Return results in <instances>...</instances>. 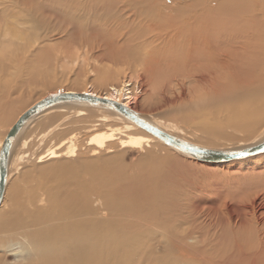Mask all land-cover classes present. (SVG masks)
I'll return each mask as SVG.
<instances>
[{
  "label": "bare ground",
  "instance_id": "obj_1",
  "mask_svg": "<svg viewBox=\"0 0 264 264\" xmlns=\"http://www.w3.org/2000/svg\"><path fill=\"white\" fill-rule=\"evenodd\" d=\"M126 1L124 6L127 9L138 8L136 0ZM181 1L184 0H144V5H149L150 10L144 15L135 13L139 21L141 16H144L141 21L147 25L165 26L162 43L154 44L145 39L143 43L142 40L137 41L132 34L135 31L131 32L132 27H128L130 23L125 24L129 28L127 34H123L120 40L112 41V44L121 46L119 50L121 53L117 55L130 60L131 70L128 72L126 68L117 66L109 72L99 73L96 70L97 60L94 59L92 62L94 66H91L86 63L84 56L75 53L78 63L90 66L89 76L95 77L98 85L103 88L98 92L90 85L79 93L77 91L65 93L105 98L132 109L131 104L142 92L139 87L141 84L139 70H134V74L130 73L138 67L150 84V96L158 94L159 89L169 93L172 89L175 93L178 92L179 97L173 101V104L177 103L173 112L193 120L196 127L205 133L206 136L203 138L208 144L212 140H234L235 134H243L250 138L257 130L263 131V135L264 64L260 55L264 48L262 41L264 19L254 18V15L259 14V9L257 12L251 6L240 9L241 4H237L235 11L233 10L235 5L211 10L203 4L204 0L201 2L193 0L191 3L185 1L184 4ZM17 4L18 2L14 3V6ZM99 5L102 7V2ZM259 8L260 14L257 16L263 17L264 4ZM101 10L103 11L99 8L94 14L100 16ZM241 11L243 15L249 13L246 21L240 20ZM17 25L0 24V39L10 42L13 38L18 39L21 30ZM242 32L259 36L253 44L250 42L248 45L249 42H244L246 47L253 50L249 54L253 59L246 57L245 54H238V47L236 48L232 42L231 34ZM108 50V47L105 48L106 54ZM102 54L104 52L100 55ZM220 80H227L226 84H221ZM31 106L22 111L0 138V149L11 127ZM63 106H68L67 108L74 112L73 119L83 114L78 111L79 108L96 111L102 109L107 111L108 116L123 123L125 131L122 133L115 129L109 133L93 134L87 139L86 144L92 146V155H100L102 151L109 153L117 134H123L125 139L118 138L120 150L131 149L146 153L148 149L154 147V143L165 150L173 151L170 157L156 156L157 163H175L180 167L182 163L176 161L178 159L176 157H182L185 159L183 163L189 162L204 168H228L235 173L225 174L223 178L221 176L220 182H216L219 190L218 199L215 198L217 201L213 199L204 203L199 196H205L208 189L202 185L188 192V208L184 212L172 214L163 212L154 216L147 214L151 211L145 213L139 211L138 206L128 207L126 203L118 208H109L111 194H107L99 184L94 189L92 183L87 185L86 181L80 182V179L67 178L68 181H65L64 178L53 187L45 186L42 189L43 193H40L36 186L29 187V182H26L32 177L30 172L33 166L25 169L28 155L26 152L20 153L19 148L28 149L32 140L26 137V131L31 124L35 123L38 126L42 118L48 119L50 123L61 120L50 127L48 133L56 131L62 123L60 113L66 109ZM142 115L147 122L192 145L224 150L209 147L206 143L199 145L186 140L178 128L161 123L158 117ZM4 119L6 117L2 121ZM105 119L100 118L101 121ZM127 131L136 135L126 134ZM262 140L253 142L257 144ZM64 144L63 141L55 147L48 148L33 160L36 164L58 160L61 163L57 167H69L70 162L67 159L76 155L77 145L70 142L66 151H58ZM259 158L264 162V153L229 162H202L162 143L111 110L82 102L62 103L49 107L28 120L12 141L7 163V182L0 204V264H264V165L256 164L255 160L258 161ZM101 161V158L95 160L96 163ZM251 163L252 172H256L250 177L244 176L242 181V177H239L240 174L237 175L236 171L238 169L245 171L242 168ZM23 166L25 189L17 188L11 191L13 195L8 200L11 172L21 170ZM88 167H92L91 162L85 166V170ZM91 170L97 173L95 169ZM197 175L195 173V176ZM91 181L93 182L92 179ZM192 198L203 205L195 206L196 200ZM132 200L150 210H154L155 207L162 209V205L156 203L157 199L154 197H135ZM9 256L14 258L13 263L8 262Z\"/></svg>",
  "mask_w": 264,
  "mask_h": 264
},
{
  "label": "rangeland",
  "instance_id": "obj_2",
  "mask_svg": "<svg viewBox=\"0 0 264 264\" xmlns=\"http://www.w3.org/2000/svg\"><path fill=\"white\" fill-rule=\"evenodd\" d=\"M185 1L186 3L193 2V0H184L181 3L184 4ZM199 1L201 2V0ZM16 2L18 4L14 6ZM98 2H102L103 8L100 7ZM126 2V0H75L73 2L65 0H0V24H18L17 26L21 30L18 39L13 38L12 42L0 39V138L4 136L11 123L22 111L50 94L66 91H77L79 93L90 85L98 92L102 91L103 87L98 85L96 78L90 77L88 74V67L90 66H86L85 63L79 64L75 53L84 56L86 63L91 66H94L92 65L93 60H97L96 70L99 73L109 72L117 66L126 68V72H128L131 70L129 68L131 66L130 60L122 55H117L121 53L119 51L121 46L112 44V41L120 40L123 34H127V29L132 27L130 30L131 32L135 31L132 34L137 38V41L142 40L143 43L145 39L152 41L154 44L163 42L162 40L165 37H163L164 25L158 24L159 27L153 24L147 25L144 21H141L144 16H141L139 21V18L135 15L136 12L144 15L150 10V6L144 5V0H136L138 8L127 9L124 6ZM203 4H206L211 10L235 5L234 11L237 4H241L240 9H246L251 6L254 11L259 9L260 14L259 7H262L264 0H204ZM242 5L244 6L243 8ZM143 6L147 7L144 8ZM99 8L103 9V11L101 10L103 13L101 12L100 16L94 14ZM132 14L135 16L133 17ZM231 14L233 15V12ZM259 14L254 15V18L256 20L264 19V16H257ZM239 16L241 21H246L249 13L243 15L241 11ZM235 20H237L236 15ZM125 24L129 25V28ZM262 26L264 27V22ZM262 31L264 33V29ZM150 36L152 37L150 38ZM256 37L259 38V36H254L253 33L231 34L234 46L238 47V54H245L246 57H249L253 50L246 47L244 42H249L248 45L251 44L250 42L253 44L257 40ZM262 41L264 42V40ZM98 46H100V49ZM107 47L109 50L106 54L104 50ZM102 52L104 54L100 55ZM262 55H260V58H262L261 61L264 64V48ZM249 58L253 59V56ZM75 59L76 61L74 62ZM117 60L120 61L118 62ZM244 69L246 70V67ZM134 70H139L138 76L139 80H141L139 87L142 92L137 95L131 104L132 110L158 117L157 119L161 120V123L178 128L186 140L199 145L206 143L209 147L231 150L248 147L264 139L263 131L257 130L250 135V138H246L243 134L232 133L235 134L234 140H212L208 144L203 138L206 136L205 133L196 127L193 120L191 121L189 118L179 116V114L173 112V108L177 104H173V101L177 98L178 92L175 93L172 89L171 93H169V91L166 92L159 89L157 90L158 94L150 96V84L144 77L143 71L137 67L130 73L134 74ZM160 76L162 75L160 74ZM220 81L221 84H226L224 80ZM228 82L230 83L229 80ZM174 94H176V97H174ZM63 107H66V109H64L62 114L60 113L62 123H60L61 126L56 131L48 133L50 127L61 120L57 118L56 122L50 123L48 119L42 118L38 126L35 123L31 124L28 128L29 130L26 131V137L32 140L28 149L19 148L20 153L26 152L28 155L25 169L29 168L30 165L33 166L30 172L32 177L28 178L26 182H29V187L34 185L33 187L35 188L36 186L40 193H43L42 189L45 186L53 187V185H57L64 178L65 181H68L67 178L80 179V182L86 181L87 185L92 183L94 189H96L97 184L101 187L103 186L107 194H111L108 203L109 208H118L126 203L128 207L138 206L139 211L145 213L146 211H151V213L147 214L154 216L163 212H168V214L184 212L188 208V192L202 185H205L206 189H208L205 196L198 195L204 203L213 199L217 201L219 190H217L216 182H220L221 176L223 178L225 174L235 173L228 168H204L203 166L189 164V162L183 163L185 159L182 157H176L178 158L177 160L170 159L181 162L182 166L180 167L175 163H157L158 160H155L156 156L170 157V153H173V151L165 150L162 146L154 143V147L148 149V151L151 150L149 153L148 151L143 153L131 149L120 150L118 138L125 139L123 134H117V139L112 141L109 153L106 154V152L102 151L100 155H92V146L86 144L87 139L93 134L109 133L115 129H119L120 133H122L125 131L123 123L111 118L108 116L107 111L102 109L96 111L95 109L79 108L78 111L83 114L73 119L74 112L69 110L68 106ZM2 115L3 117L1 118ZM191 115L194 116L192 113ZM4 117L6 119L2 121ZM101 117H105V121H101ZM228 132L230 133L231 131L228 130ZM128 133L131 132L127 131L126 134ZM132 133L131 135H136ZM63 141L65 144L58 151H66L70 142L75 146L77 145L76 155L67 159L70 162L69 167H57L61 163L58 160L57 162L51 161L52 163L50 161H45L41 164L35 163L33 159L39 154ZM100 158L102 161L96 163L95 160ZM261 159L259 158L258 161ZM61 160L64 161V159ZM84 161L86 165H84ZM255 161L258 165H264L263 160L260 162ZM90 162L92 167H88L85 170V166H88ZM252 163L242 168L245 171L242 172L239 169L236 171L237 175L240 174L239 177H242V181L244 176L250 177L256 172H252L253 170L250 168L253 165ZM178 168H181V170H178ZM91 169H95L97 173ZM23 170L24 166L17 172L15 170L11 172L8 200L12 198L13 194H11V191L13 192L17 188L22 189L26 186L22 176ZM195 173L198 175L195 176ZM261 185L263 184L261 183ZM135 197H154L157 199L156 203L162 205V209L155 207L154 210H150L142 207L132 200ZM195 200V206L200 207L203 205L197 199ZM13 261L14 258L9 256L8 262L13 263ZM146 261L148 262L149 258Z\"/></svg>",
  "mask_w": 264,
  "mask_h": 264
},
{
  "label": "water",
  "instance_id": "obj_3",
  "mask_svg": "<svg viewBox=\"0 0 264 264\" xmlns=\"http://www.w3.org/2000/svg\"><path fill=\"white\" fill-rule=\"evenodd\" d=\"M82 102L87 105L104 108L117 113L127 121L132 122L137 127L145 130L152 136L156 137L162 143L176 148L177 150L193 157L194 159L202 162H229L232 160H239L250 156H256L260 153H264V139L257 144L234 150H216L206 149L195 145H192L182 139H179L171 134H168L153 124L147 122L142 114L135 112L134 110L124 107L116 102L106 100L105 98H99L91 95L76 94V93H54L45 97L40 102H37L26 110L11 127L9 132L4 138L2 147L0 149V204L3 199L4 190L7 182V163L8 156L12 141L20 129L30 120L33 116L48 109L49 107L59 105L62 103H74ZM143 116V117H142Z\"/></svg>",
  "mask_w": 264,
  "mask_h": 264
}]
</instances>
